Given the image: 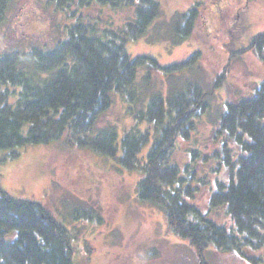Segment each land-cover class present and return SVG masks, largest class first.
Masks as SVG:
<instances>
[{"label":"trees","instance_id":"trees-1","mask_svg":"<svg viewBox=\"0 0 264 264\" xmlns=\"http://www.w3.org/2000/svg\"><path fill=\"white\" fill-rule=\"evenodd\" d=\"M44 1L55 9L66 8L67 17L79 15L77 8L95 2L133 8L135 14L124 26L101 33L97 24L79 20L63 26L61 34L66 40H58L50 49L30 46L0 54V150L9 151L14 158L17 149L29 145L62 143L65 148L78 146L113 158L130 171L140 169L144 177L138 185L139 203L165 215L168 231L188 243L199 264H209L206 254L210 250L238 252L250 264H258L262 258L257 254L264 252V81L252 97L227 104L219 128L212 129V141L219 150L205 157H200V151H191L181 168L175 159L178 141L192 138L197 121L209 112L207 97L212 94L202 93L195 84L166 97L161 92L146 95L138 87L139 68L149 61L157 63L147 57L131 58L125 44L147 36L159 17V3ZM13 2L0 0V26L7 21ZM200 5L174 21L177 44L192 34L201 15ZM228 48L229 61L217 75L220 83L225 82L237 58L257 50L264 59V32L254 36L247 47ZM199 55L163 70L175 74L189 68ZM143 78L149 90L150 74ZM217 86L215 82L213 91ZM114 97L121 100L126 115L138 119L120 138L114 124L98 127ZM141 122L147 123L145 129L139 127ZM151 139L149 152L139 159ZM210 161L214 163L212 173L226 165L231 175L227 182L217 183L204 212L189 200L195 197L198 184L206 183L198 167ZM220 208L228 218L225 223L213 217ZM13 232L14 239L7 240ZM73 253L69 231L43 205L15 199L0 189V264H74Z\"/></svg>","mask_w":264,"mask_h":264},{"label":"rangeland","instance_id":"rangeland-1","mask_svg":"<svg viewBox=\"0 0 264 264\" xmlns=\"http://www.w3.org/2000/svg\"><path fill=\"white\" fill-rule=\"evenodd\" d=\"M153 1L159 3L161 10L147 36L125 44L131 58L147 57L157 63L149 61L139 68L138 87L146 95L161 92L166 97L195 84L202 93L212 94L207 97L209 112L197 121L192 138L178 141L175 159L182 168L191 151H200V157H205L210 151L219 150L212 141V129L219 128L217 123L227 104L252 97L264 81V59L257 50L234 60L225 82L217 80L229 61L228 47L232 50L247 47L254 36L264 32V0ZM198 3L201 15L192 34L177 44L172 29L174 21ZM76 10L79 15L67 17L66 8L55 9L44 0H14L7 21L0 26V54L30 46L50 49L58 40H66L61 34L62 27L79 20L97 24L101 33L124 26L135 14L133 8L100 2ZM197 53L199 57L189 68L183 67L175 74L163 70ZM147 74L151 76L149 90L143 78ZM215 82L218 86L213 91ZM141 99H145L143 94ZM112 124L118 129L119 138L138 124L137 117L125 114L121 100L116 97L98 127ZM146 125L139 123L141 129ZM151 144L152 139L138 155L139 159L146 157ZM17 152L18 156L12 158L9 151L0 150V189L15 199L43 205L69 231L74 264H199L188 243L168 231L165 215L155 207L139 203L138 185L144 177L140 169L130 171L113 158L78 146L65 148L62 143L29 145ZM231 162H235V157ZM208 164L198 167L206 183L198 184L195 197L189 200L204 212L217 183L227 182L231 175L226 165L218 173H212L214 163ZM213 217L220 223L228 220L223 208ZM14 237L15 232L6 239ZM262 253L257 254L262 258L258 264H264ZM246 255L252 256L249 252ZM206 259L209 264H250L234 251L210 250Z\"/></svg>","mask_w":264,"mask_h":264}]
</instances>
